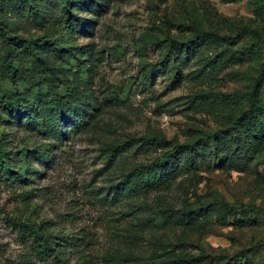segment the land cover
I'll return each mask as SVG.
<instances>
[{"label": "rangeland", "instance_id": "374dc122", "mask_svg": "<svg viewBox=\"0 0 264 264\" xmlns=\"http://www.w3.org/2000/svg\"><path fill=\"white\" fill-rule=\"evenodd\" d=\"M0 149V264H264V0H0Z\"/></svg>", "mask_w": 264, "mask_h": 264}, {"label": "trees", "instance_id": "16d2710c", "mask_svg": "<svg viewBox=\"0 0 264 264\" xmlns=\"http://www.w3.org/2000/svg\"><path fill=\"white\" fill-rule=\"evenodd\" d=\"M64 3H67L71 0H62ZM14 72L17 71V69L13 70ZM25 107H28V104H26ZM20 110H23V108H20ZM246 119L243 115H241L238 120H244ZM201 139L204 140H211L215 143L216 148L218 147V140L222 138L221 131L217 130L214 132H203L201 134ZM218 149V148H217ZM1 149H0V155H1ZM178 150L177 147L171 149L170 151L166 152L162 157L155 159L153 162L142 165L137 168H135L130 175L131 176H146L151 175L153 176L154 180L156 182L163 181V169L167 165V159L169 160V157L173 154H177ZM222 208H234L237 207V205L229 204L228 202H222L221 203ZM18 230L23 234H30L34 235V242H35V255L39 258H45L47 257L49 251L53 247L50 243L49 239L43 235L40 228H35L32 225L27 224H19ZM31 259V256L27 254L24 259V263H28V261Z\"/></svg>", "mask_w": 264, "mask_h": 264}]
</instances>
